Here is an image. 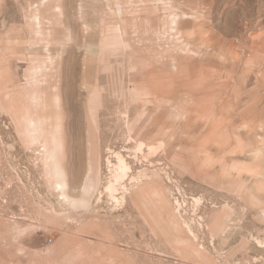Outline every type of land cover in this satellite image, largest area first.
<instances>
[{
	"label": "rangeland",
	"instance_id": "1",
	"mask_svg": "<svg viewBox=\"0 0 264 264\" xmlns=\"http://www.w3.org/2000/svg\"><path fill=\"white\" fill-rule=\"evenodd\" d=\"M0 264H264V0H0Z\"/></svg>",
	"mask_w": 264,
	"mask_h": 264
},
{
	"label": "bare ground",
	"instance_id": "2",
	"mask_svg": "<svg viewBox=\"0 0 264 264\" xmlns=\"http://www.w3.org/2000/svg\"><path fill=\"white\" fill-rule=\"evenodd\" d=\"M120 166H121V165H120ZM120 166H119V167H120ZM121 170H122V167H121ZM123 170H124V169H123ZM123 173H124V172H123ZM115 179L118 180L117 177H116ZM112 189H113V188H112ZM114 189H115V188H114ZM109 190H110V189H109ZM111 191H112V190H111Z\"/></svg>",
	"mask_w": 264,
	"mask_h": 264
}]
</instances>
